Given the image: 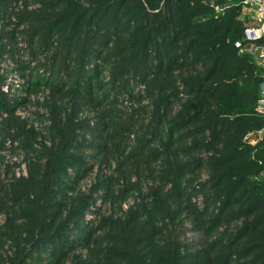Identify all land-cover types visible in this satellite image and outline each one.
<instances>
[{
	"label": "trees",
	"instance_id": "1",
	"mask_svg": "<svg viewBox=\"0 0 264 264\" xmlns=\"http://www.w3.org/2000/svg\"><path fill=\"white\" fill-rule=\"evenodd\" d=\"M240 1L0 0V264H264Z\"/></svg>",
	"mask_w": 264,
	"mask_h": 264
},
{
	"label": "built area",
	"instance_id": "2",
	"mask_svg": "<svg viewBox=\"0 0 264 264\" xmlns=\"http://www.w3.org/2000/svg\"><path fill=\"white\" fill-rule=\"evenodd\" d=\"M241 17L246 20L242 38L234 42L240 51L249 53L264 63V0H241ZM256 110L264 114V83L260 86V97ZM264 136V127L257 131ZM264 176V171L260 174Z\"/></svg>",
	"mask_w": 264,
	"mask_h": 264
},
{
	"label": "rangeland",
	"instance_id": "3",
	"mask_svg": "<svg viewBox=\"0 0 264 264\" xmlns=\"http://www.w3.org/2000/svg\"><path fill=\"white\" fill-rule=\"evenodd\" d=\"M247 23V22H246ZM9 78H16L14 75H10ZM6 90V89H5ZM20 116H24V117H28V120L30 123H33L34 126L37 128V129H42L43 126H44V120H37L34 116L32 115H28V113L24 110H18L17 112ZM0 115L3 116L2 112L0 111ZM263 136L259 135V139H257V141L253 144H256ZM11 153H8V152H4L2 153V155L5 157V158H8L10 156ZM21 154L22 152L21 151H18L16 152L15 154H13L15 156V158L17 160H20L21 159ZM90 177L85 180L82 184V187H85L84 185L89 181Z\"/></svg>",
	"mask_w": 264,
	"mask_h": 264
},
{
	"label": "crops",
	"instance_id": "4",
	"mask_svg": "<svg viewBox=\"0 0 264 264\" xmlns=\"http://www.w3.org/2000/svg\"><path fill=\"white\" fill-rule=\"evenodd\" d=\"M262 41H264V40H262ZM261 43H264V42H261ZM254 57V56H253ZM254 59L256 60V62L263 68V70H264V63H262L260 60H258L256 57H254ZM257 139H259V134H258V132L256 131V132H253V133H250L249 135H248V137H247V140L251 143V144H253V143H255L256 141H257Z\"/></svg>",
	"mask_w": 264,
	"mask_h": 264
}]
</instances>
